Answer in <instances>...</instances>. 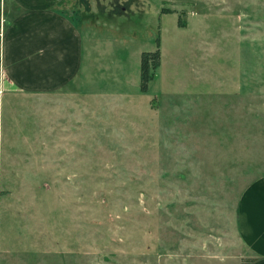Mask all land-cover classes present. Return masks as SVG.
I'll use <instances>...</instances> for the list:
<instances>
[{"label": "rangeland", "instance_id": "obj_1", "mask_svg": "<svg viewBox=\"0 0 264 264\" xmlns=\"http://www.w3.org/2000/svg\"><path fill=\"white\" fill-rule=\"evenodd\" d=\"M61 7L87 78L23 100L16 129L0 112V264L246 263L234 207L264 176V0Z\"/></svg>", "mask_w": 264, "mask_h": 264}, {"label": "crops", "instance_id": "obj_2", "mask_svg": "<svg viewBox=\"0 0 264 264\" xmlns=\"http://www.w3.org/2000/svg\"><path fill=\"white\" fill-rule=\"evenodd\" d=\"M68 2L0 0V112L6 108L11 114L12 129L23 100L62 89L82 91L87 52L72 15L61 7ZM234 214L238 257L252 259L245 264H264V176L241 190Z\"/></svg>", "mask_w": 264, "mask_h": 264}, {"label": "trees", "instance_id": "obj_3", "mask_svg": "<svg viewBox=\"0 0 264 264\" xmlns=\"http://www.w3.org/2000/svg\"><path fill=\"white\" fill-rule=\"evenodd\" d=\"M160 51L159 48L152 51H144L140 58V88L146 90L149 81L153 77L154 70L159 66ZM246 263L251 261V258H247ZM245 264V263H244Z\"/></svg>", "mask_w": 264, "mask_h": 264}]
</instances>
